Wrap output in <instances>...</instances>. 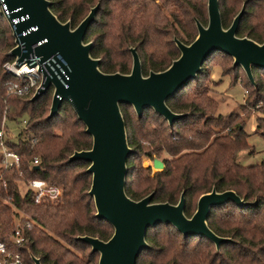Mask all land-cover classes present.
<instances>
[{
    "label": "trees",
    "instance_id": "obj_1",
    "mask_svg": "<svg viewBox=\"0 0 264 264\" xmlns=\"http://www.w3.org/2000/svg\"><path fill=\"white\" fill-rule=\"evenodd\" d=\"M50 1L57 18L62 22L70 20L73 26L99 3L85 41H92L90 54L101 59L99 68L106 73L130 71V47H135L144 75L150 70H164L179 55L174 36L188 44L197 33L195 18L207 23L206 0ZM218 2L224 27L231 23L236 6L244 3L238 35L264 42V0ZM13 59L10 53L5 54L4 61ZM259 72L264 70L252 68L255 86L246 75L245 82L241 81L246 106L254 107L264 101V78ZM203 74L200 72L167 99L172 111L187 114L171 126L151 108H145L138 118L130 109L132 106L120 104L128 145L134 149L127 160L126 194L138 200L154 192L153 202L176 203L183 191L187 216L193 213L197 198L212 188L219 192L234 190L250 204L238 207L228 202L211 209L208 226L216 234L232 239L222 243L218 251L204 237H184L170 224L160 223L147 229L149 247L140 252L136 264H264V163L237 162V153L251 147L246 121L238 112L215 114L218 102L206 85L196 83ZM239 79L233 74L234 83ZM191 82L196 83L193 88H189ZM19 83L21 79L10 72L0 75V122L3 116L10 122H20L27 116L24 133L18 132L12 140L8 132V145L21 161L19 168L1 171L0 240L8 250L19 252L24 264L33 263L31 255L42 264H97L98 254L76 236L107 240L113 229L94 215L95 206L88 194L91 175L85 171L88 162L67 161L74 151L89 149L92 139L67 102H63L57 115L47 117L51 90L33 101L30 96L8 93ZM255 121L254 133L264 138V114ZM32 136L38 140L33 147ZM141 152L152 158L164 155V167L151 176L150 167L135 166L132 158ZM34 157L39 158L37 168L32 164ZM28 178L60 186L61 196L35 202L32 192L21 190L20 184ZM18 219L23 226L26 222L30 225L23 229L25 242L21 246L10 238ZM73 248L81 253L88 251L78 256Z\"/></svg>",
    "mask_w": 264,
    "mask_h": 264
},
{
    "label": "water",
    "instance_id": "obj_2",
    "mask_svg": "<svg viewBox=\"0 0 264 264\" xmlns=\"http://www.w3.org/2000/svg\"><path fill=\"white\" fill-rule=\"evenodd\" d=\"M50 6V0H0V14L7 16L17 36L16 46L10 50V55L17 57L14 64L30 63L28 57L33 53L39 63L48 61L53 68L43 88L30 100L52 88L47 117L57 115L63 102H67L92 139L89 149L74 151L67 161L88 162L85 171L91 175L88 194L93 199L94 215L110 224L113 232L107 240L90 235L76 239L98 254L97 264H136L140 252L149 247L145 239L147 229L162 223L170 224L184 237H204L218 251L222 243L232 239L216 234L208 226L211 209L228 202L238 207L250 202L234 190L219 192L212 188L197 198L193 213L187 216L183 191L176 203L153 202L154 192L138 200L129 197L125 191L127 160L134 149L128 145L120 104L132 106L138 118L145 108H151L171 126L187 114L172 111L167 99L194 80L214 52L229 56L232 66H239L255 86L252 68L264 70V42L238 35L244 3L229 26L224 27L218 0H207V23L195 18L197 33L188 44L174 36L178 57L164 70H150L147 75L142 72L135 47L129 48L132 62L128 73L100 70L101 59L90 54L92 41H85L99 3L74 27L70 20L60 21ZM152 167L161 170L164 163L153 158ZM31 259L33 264H42L34 255Z\"/></svg>",
    "mask_w": 264,
    "mask_h": 264
},
{
    "label": "rangeland",
    "instance_id": "obj_3",
    "mask_svg": "<svg viewBox=\"0 0 264 264\" xmlns=\"http://www.w3.org/2000/svg\"><path fill=\"white\" fill-rule=\"evenodd\" d=\"M241 5L242 4L239 3L236 6V11H235L236 13L241 8ZM88 12L89 10L83 15L82 19L86 16ZM77 24H75L74 26H76ZM74 26L72 25V27ZM16 38L17 36L14 34V27L8 22L7 16L3 13L0 14V75L5 71L9 72L6 66H11V64L14 63L15 58H17L14 57L12 61H4L5 54H9L10 50L16 46L15 43ZM11 43L13 45L9 49V45ZM33 47L34 45L31 48ZM23 49L24 47L22 46V50ZM30 56L34 57V54L31 53L29 57ZM33 59L34 58H32L31 60ZM131 62L132 61L130 60V64ZM43 63L44 66L49 68L48 61ZM202 67L203 68L201 72H203L204 74L201 78L197 79L196 83L206 85L209 89L210 96H212L218 102V106H217V110L215 111V114L226 115L231 112H238L240 116L246 121L245 130L249 134L247 138V142L251 147H249L248 150H241L237 153L236 156L237 162L241 165H253V164L264 163V138L260 134L254 133V130H256L255 118L257 116H262L264 114V101L259 102L254 107L246 106L247 103L245 98L246 96L245 87L242 83L245 82L244 79L245 74L243 73V71L238 70V68L236 67L234 68L232 66L231 58L219 53H214L205 61V63H203ZM233 74H237L238 77L240 78L235 83L232 81ZM259 74H261L264 78L263 72H259ZM196 83L191 82L189 84V88H193L196 85ZM49 90H51V94L48 100V108L51 102L52 88H50ZM242 106H244L245 108H243ZM130 109L133 110L132 107H130ZM17 121L8 122V126H9L8 132L12 140H15L17 138V133L21 131L20 128L22 124L21 122H19V120ZM78 128H80L79 125ZM53 130L56 134H59V130L57 129H53ZM22 132L24 133L25 131ZM163 156L164 155H161L158 159H162ZM152 160H153L152 157L146 156L142 152L132 158V162L135 166L141 164L142 167L144 168L150 167L151 176L156 171L160 170L152 167ZM18 222L19 220L16 221V223ZM72 250L78 256L85 255L88 251L87 249H85L81 253L77 249L73 248Z\"/></svg>",
    "mask_w": 264,
    "mask_h": 264
},
{
    "label": "built area",
    "instance_id": "obj_4",
    "mask_svg": "<svg viewBox=\"0 0 264 264\" xmlns=\"http://www.w3.org/2000/svg\"><path fill=\"white\" fill-rule=\"evenodd\" d=\"M34 58L33 60H30ZM30 63L23 62L20 65L6 66L7 70L14 76L21 79V83L14 84L8 91L19 96H32L34 93L39 92L43 88V83L46 76L50 75L53 68L49 65V68L44 66V63H39L35 57H29ZM29 67V68H28ZM246 93V91H245ZM8 120L5 116L2 117L0 123V179L1 171L16 169L20 166V155L8 145ZM21 131L26 129V117L21 119ZM31 146L33 147L37 143V137L32 136ZM39 158L34 157L32 164L38 165ZM21 176V172H19ZM3 185L5 182L3 181ZM21 190L30 191L33 194L35 202H39L42 198L56 199L61 196L62 189L60 186L55 184L47 183L45 180L40 178H28L24 180ZM19 220V219H18ZM29 222H26L25 226L20 222L15 224L14 230L10 236L12 242L15 245L21 246L25 242L24 227L29 228ZM0 264H24L22 256L19 252H12L7 249L4 242L0 240Z\"/></svg>",
    "mask_w": 264,
    "mask_h": 264
},
{
    "label": "bare ground",
    "instance_id": "obj_5",
    "mask_svg": "<svg viewBox=\"0 0 264 264\" xmlns=\"http://www.w3.org/2000/svg\"><path fill=\"white\" fill-rule=\"evenodd\" d=\"M31 60V59H30ZM29 68V67H28Z\"/></svg>",
    "mask_w": 264,
    "mask_h": 264
}]
</instances>
